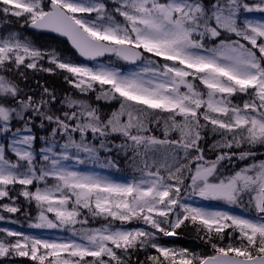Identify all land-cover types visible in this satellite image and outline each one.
<instances>
[{
	"label": "rangeland",
	"instance_id": "rangeland-1",
	"mask_svg": "<svg viewBox=\"0 0 264 264\" xmlns=\"http://www.w3.org/2000/svg\"><path fill=\"white\" fill-rule=\"evenodd\" d=\"M2 1L9 13L26 15L30 21L44 12L42 0ZM47 1L74 14L80 27L91 37L109 43L133 45L143 51V59L125 69L111 66L106 60L71 62L60 59L54 52H42L16 37L6 36L0 37V62L13 57L16 64L34 66L46 54L48 62L70 70L79 83L97 81L123 99L178 114H190L193 110L197 92L195 79L203 90L207 89L204 105L208 110L223 112L224 106L214 93L230 92L232 88L228 86V80L238 90L243 91L247 85L253 87L259 101L249 110L264 114V73L251 50L255 48L264 59V6L246 7V15L241 16L239 24H236L234 11L221 15L216 26L227 30L236 41L216 42L213 48L205 50L194 41L192 30L178 20L177 14L186 5L182 0H169L166 4L157 0H106L120 19L105 10L102 0ZM215 31V28L211 29L213 34ZM239 39L246 41L249 47L237 41ZM88 85L77 84L81 90ZM6 86L9 85L0 83V93L6 91ZM15 96L12 93L11 97ZM77 105L80 108L84 106ZM19 108L23 111L24 105ZM10 112L0 110L1 134L8 127ZM259 115L254 111L232 109L233 120L240 124L248 121L252 135L264 134V119ZM87 118L89 121L92 119ZM121 120L123 122H119L116 128L123 135L129 130L130 122L127 117ZM88 125L94 132L96 121L91 120ZM76 128L86 129L77 127V124ZM75 130L77 132L73 134L76 137L72 144L70 141L71 145H61L56 141L44 145L40 156L45 163L36 165L37 169L31 164L33 155L28 132L15 130L6 134V148L12 155L11 161L5 159V145L1 140L4 136H0V196L6 184H29L41 179L34 195L43 208L35 220L22 226L11 217L15 209L12 203L0 206V231L9 239H0V259L29 254L40 259L49 257L58 264H98L99 261L105 264V258L112 254L111 243L125 239L130 229L82 225L72 209L81 201L89 202L100 212L111 216L126 217L141 211L148 219L178 206L215 229L232 224L249 238L264 234V220L247 215L237 206L239 187L245 185L248 188L253 184L250 199L257 210L261 209L264 163L252 164L231 178L215 182L209 181L215 166L199 164L193 171V174H200L193 178L191 193L176 197L168 193L158 176L146 175L135 181L109 176L101 165L103 163L90 153L85 134ZM45 178L50 181L47 183ZM174 222L175 217L172 224ZM158 248L164 255H172L175 251L165 245ZM87 257H95L97 261ZM0 264L17 263L5 260Z\"/></svg>",
	"mask_w": 264,
	"mask_h": 264
},
{
	"label": "trees",
	"instance_id": "trees-1",
	"mask_svg": "<svg viewBox=\"0 0 264 264\" xmlns=\"http://www.w3.org/2000/svg\"><path fill=\"white\" fill-rule=\"evenodd\" d=\"M102 1L106 5L105 10L120 19L119 14L110 8V2ZM157 1L166 4L169 0ZM182 1L186 5L177 14L178 20L192 30L194 41L205 50L213 48L216 42L236 41L227 30L216 26L221 15L234 11L236 24H239L241 16L246 15V7L264 6V0ZM42 7L47 10V0H42ZM69 14L75 19L74 14ZM29 21L26 15L9 13L6 3L0 0V37H16L42 52L51 51L60 59L80 62L66 41L51 34L30 31L27 28ZM212 28L216 30L215 35ZM237 41L249 47L246 41ZM251 50L264 73L263 57L255 48ZM45 56L34 66L16 64L13 57L0 62V83L9 85L5 92L0 93V110L11 111L12 115L4 134L0 133L1 137L4 136L1 140L8 161L12 160V155L6 148L7 133L25 130L31 135V164L37 169L45 163L40 156L44 145L52 141L61 145L71 141L72 144L76 137L73 133L77 129L85 134L86 146L93 157L103 163L101 165L109 176L125 181H135L146 175L158 176L168 193L176 197L191 193L194 177L200 174H193V171L199 164L215 166L209 177V181L215 182L231 178L252 164L264 163V134L252 135L248 121L240 124L232 117V109H245L259 115L258 111L249 110L259 101L253 87L247 85L243 91L238 90L235 84L226 80L232 89L214 93L224 106L223 112H216L209 111L204 105L207 89L203 90L195 79L197 92L193 110L190 114H178L123 99L97 81L79 83L70 70L48 62ZM105 60L119 69L129 66L115 56ZM77 84L89 85L81 90ZM12 93L16 96L11 97ZM78 103L84 106L80 108ZM22 104L23 111L19 108ZM87 117L96 121L94 132ZM125 117L130 128L122 135L116 126ZM259 117L264 119V114ZM76 124L86 129L76 128ZM36 180L29 184H6L0 196V206L6 203L15 206L11 217L22 226L35 220L43 210L34 195L36 185L41 183V179ZM44 180L50 181L49 178ZM252 187L253 184L248 188L245 185L239 187L237 206L247 215L264 220V185L259 210L250 199ZM72 209L77 219L87 227L107 225L109 228L120 226L130 229L125 239L111 243L112 254L105 258V264H195L217 253L243 258L264 254V234L249 238L232 224L215 229L178 206L153 219L146 218L141 211L126 217L111 216L82 201L75 203ZM3 238L9 240L0 231V239ZM159 245L173 247L174 254L164 255ZM87 258L96 260L95 257ZM5 260L17 264H58L49 257L40 259L29 254L0 259ZM98 264L102 263L99 261Z\"/></svg>",
	"mask_w": 264,
	"mask_h": 264
},
{
	"label": "water",
	"instance_id": "water-1",
	"mask_svg": "<svg viewBox=\"0 0 264 264\" xmlns=\"http://www.w3.org/2000/svg\"><path fill=\"white\" fill-rule=\"evenodd\" d=\"M48 7L40 17L30 21L27 28L34 32L51 34L66 41L80 60L84 62L99 60L111 56L114 52L129 63H136L141 59L142 52L138 48L126 44L113 45L93 38L60 5L49 3ZM195 264H264V255L242 258L228 253H217Z\"/></svg>",
	"mask_w": 264,
	"mask_h": 264
}]
</instances>
